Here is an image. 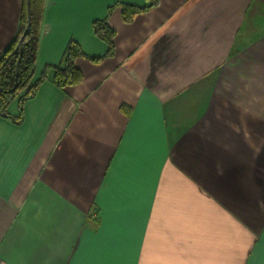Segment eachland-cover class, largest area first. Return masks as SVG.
I'll use <instances>...</instances> for the list:
<instances>
[{"label":"crops","instance_id":"1","mask_svg":"<svg viewBox=\"0 0 264 264\" xmlns=\"http://www.w3.org/2000/svg\"><path fill=\"white\" fill-rule=\"evenodd\" d=\"M22 4L0 0V57ZM43 12L38 88L0 114V261L264 264V0ZM71 42L83 81L59 86Z\"/></svg>","mask_w":264,"mask_h":264},{"label":"trees","instance_id":"2","mask_svg":"<svg viewBox=\"0 0 264 264\" xmlns=\"http://www.w3.org/2000/svg\"><path fill=\"white\" fill-rule=\"evenodd\" d=\"M157 4V0H152ZM46 0H23L20 16V28L17 37L0 57V114L5 113L10 102L23 90L27 96H32L38 88V83L32 84L38 57L39 42L42 30ZM123 21L131 22L145 9L123 5ZM30 21V31L24 36ZM96 35L108 44L109 56L115 53V30L107 20L96 21L93 24ZM22 49V50H21ZM64 65L56 68V83L59 86L76 85L83 81L82 72L76 67L75 60L82 56L76 42H71L65 49ZM18 69V74H17Z\"/></svg>","mask_w":264,"mask_h":264},{"label":"water","instance_id":"3","mask_svg":"<svg viewBox=\"0 0 264 264\" xmlns=\"http://www.w3.org/2000/svg\"><path fill=\"white\" fill-rule=\"evenodd\" d=\"M30 21H29V23L26 25L27 26V28H26V30H25V32H24V36H26L28 33H29V31H30ZM22 50V49H21ZM17 74H18V69H17Z\"/></svg>","mask_w":264,"mask_h":264},{"label":"built area","instance_id":"4","mask_svg":"<svg viewBox=\"0 0 264 264\" xmlns=\"http://www.w3.org/2000/svg\"><path fill=\"white\" fill-rule=\"evenodd\" d=\"M0 264H6V263H4V262L0 261Z\"/></svg>","mask_w":264,"mask_h":264}]
</instances>
